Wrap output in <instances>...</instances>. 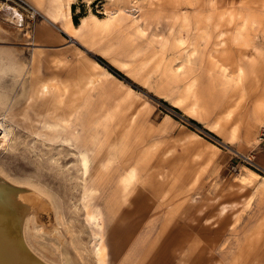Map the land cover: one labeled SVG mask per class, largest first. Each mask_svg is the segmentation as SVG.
<instances>
[{
  "label": "rangeland",
  "instance_id": "374dc122",
  "mask_svg": "<svg viewBox=\"0 0 264 264\" xmlns=\"http://www.w3.org/2000/svg\"><path fill=\"white\" fill-rule=\"evenodd\" d=\"M67 2L81 20L64 44L15 43L0 23V179L45 205L20 213L23 252L264 264V0ZM50 18L63 30L67 9ZM35 80L54 87L29 102Z\"/></svg>",
  "mask_w": 264,
  "mask_h": 264
},
{
  "label": "bare ground",
  "instance_id": "6f19581e",
  "mask_svg": "<svg viewBox=\"0 0 264 264\" xmlns=\"http://www.w3.org/2000/svg\"><path fill=\"white\" fill-rule=\"evenodd\" d=\"M34 1H35L34 2L35 6L37 8H39V10L40 9L42 10L43 4L40 3L39 0H34ZM0 2L2 3V4L0 3V8L2 7L3 4L8 5L6 2H3L2 0H0ZM9 6L10 5H8V7ZM119 11H121V8H116L115 10H107V12L105 14L106 16L104 17L105 18L104 20H100L99 18H95V16L92 14V12L90 14V17H94L98 21H105L106 23L114 22V21H117V18H118L117 16H118ZM54 14H53L54 16L52 17L53 19H58V17L61 16L60 11L56 12ZM135 18L136 19L138 18V20L136 22H139L142 20V18L141 17L139 18L138 16H136ZM73 24L74 23H72L69 20L68 23H65L63 25V31L65 33H67L70 37H72V39H75L77 36L76 34H77L78 27L76 25L74 26ZM33 60H34V58H33ZM36 65H37V63L34 64V66H36ZM35 81H37V80H35ZM31 85L32 86H31V90L29 93L30 95L28 96L29 102L32 100H37V99L44 100L45 99L44 96L50 94L52 91V88L54 87L53 84H48L46 82H40L39 83L38 81L36 83H32ZM27 115H28V112L25 111V113H23L24 120L27 118L26 117ZM3 124H4V121H2L0 119V126H3ZM74 138L76 140H78L80 137L74 136ZM80 154H81V161L80 162L84 167L83 169L85 170V175H87L90 173L89 171H87V169H88L89 163H90L89 162V159H90L89 155L91 154V151L89 149H86V150H83ZM3 182L4 181H2L0 179V264H36L35 263L36 260H33L34 257L32 255H30L27 251L25 254L24 253L25 251L22 250L23 247L22 248L20 247L21 241L19 240V237L21 239V236L18 234L19 231H17V226H18L20 219H22V218H20V213L23 212L24 209L33 208L34 210L41 212V211L45 210V205L42 203L40 198L37 197V195L35 196L32 194V196H34V198H36L34 200V198L32 196L25 194L24 191H22V192H24V194L26 196L22 193L17 192V190H19V189H16V191L13 192L14 190L11 191L12 189H11V187L9 188L8 183H4L5 184L4 185ZM100 229H101V226H100ZM106 251H107V248H106V246H104L103 251L99 252V255H100L99 258H102V256L104 255V252H106ZM30 256H32L33 258ZM98 260H100V259H98ZM102 261H103V259H102ZM104 263H105V261L103 262V264ZM38 264H40V263H38Z\"/></svg>",
  "mask_w": 264,
  "mask_h": 264
},
{
  "label": "crops",
  "instance_id": "0c3cea01",
  "mask_svg": "<svg viewBox=\"0 0 264 264\" xmlns=\"http://www.w3.org/2000/svg\"><path fill=\"white\" fill-rule=\"evenodd\" d=\"M29 1L33 3L35 2L34 0H29ZM60 1L64 3V5L62 4L60 6L59 4L58 7H56L53 12L56 13L60 11L61 15H63L65 13V9H67V14L69 18H67L68 21L66 23H68L69 20L72 23L73 20L75 21V23H79L81 20V16L76 17L75 15H78L77 11H79L80 6L77 7L76 2L72 5L73 16H74V19L72 20L71 16H69L68 13L70 7L67 0H60ZM86 5H87L86 0H82L81 6L84 7ZM41 11L43 12L44 17L46 18H50V16L53 17L55 15V14L54 15L51 14L46 8H44V5ZM13 13L11 12L10 6L8 8L0 9V16H2L0 18V23L3 26H6V28L10 29L9 30L10 38H13V40L16 41L15 43L19 42L20 44L26 46H33V45L49 46L52 44H64L66 42L62 38H65L66 37L65 34L67 33L63 32L60 23L47 21L46 18L36 19L31 22L26 20L25 17H23V19H20L22 20L21 23H15L14 21H16V19L18 18L14 17ZM9 19H12V22ZM73 25L75 26V24Z\"/></svg>",
  "mask_w": 264,
  "mask_h": 264
},
{
  "label": "built area",
  "instance_id": "2783aa9c",
  "mask_svg": "<svg viewBox=\"0 0 264 264\" xmlns=\"http://www.w3.org/2000/svg\"><path fill=\"white\" fill-rule=\"evenodd\" d=\"M6 2L8 5L13 7L15 10L17 9L26 20L32 21L39 18H44V14L39 8L35 6L33 2L28 0H2Z\"/></svg>",
  "mask_w": 264,
  "mask_h": 264
},
{
  "label": "water",
  "instance_id": "95a60500",
  "mask_svg": "<svg viewBox=\"0 0 264 264\" xmlns=\"http://www.w3.org/2000/svg\"><path fill=\"white\" fill-rule=\"evenodd\" d=\"M11 12H16V13H13V16L14 17H17L18 19H16V21H14L15 23H21L22 20L20 19H23V15L18 11V10H15L14 8L11 7ZM11 22H12V19H9Z\"/></svg>",
  "mask_w": 264,
  "mask_h": 264
},
{
  "label": "trees",
  "instance_id": "16d2710c",
  "mask_svg": "<svg viewBox=\"0 0 264 264\" xmlns=\"http://www.w3.org/2000/svg\"><path fill=\"white\" fill-rule=\"evenodd\" d=\"M74 23H75V21H74ZM77 24V23H76Z\"/></svg>",
  "mask_w": 264,
  "mask_h": 264
}]
</instances>
